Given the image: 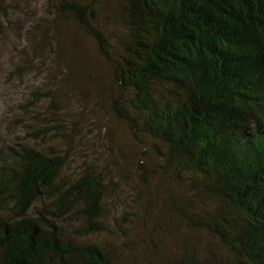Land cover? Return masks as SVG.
Returning a JSON list of instances; mask_svg holds the SVG:
<instances>
[{"label":"trees","instance_id":"trees-1","mask_svg":"<svg viewBox=\"0 0 264 264\" xmlns=\"http://www.w3.org/2000/svg\"><path fill=\"white\" fill-rule=\"evenodd\" d=\"M101 1L61 7L110 64L121 89L114 110L135 138L158 145L162 171L216 201L202 216L185 206L178 214L218 250L163 264H264V0H123L128 38L118 58L93 24ZM9 155L0 165V264H114L111 249L80 240L102 230L105 188L94 169L65 182L66 157L23 144ZM63 219L80 222L73 235Z\"/></svg>","mask_w":264,"mask_h":264},{"label":"rangeland","instance_id":"rangeland-1","mask_svg":"<svg viewBox=\"0 0 264 264\" xmlns=\"http://www.w3.org/2000/svg\"><path fill=\"white\" fill-rule=\"evenodd\" d=\"M62 1L0 0V165L23 144L66 157L65 182L93 168L105 188L102 230L80 240L111 249L114 264H163L194 249L218 250L178 214L185 206L202 216L215 199L162 171L158 145L133 136L114 110L121 89L110 64ZM123 9V0H102L93 21L117 58L128 38ZM58 225L73 235L80 222Z\"/></svg>","mask_w":264,"mask_h":264}]
</instances>
